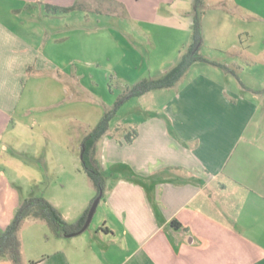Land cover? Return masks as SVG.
Segmentation results:
<instances>
[{"label":"crops","instance_id":"obj_1","mask_svg":"<svg viewBox=\"0 0 264 264\" xmlns=\"http://www.w3.org/2000/svg\"><path fill=\"white\" fill-rule=\"evenodd\" d=\"M92 1L0 0L1 152L31 125L34 111L52 118L50 110L65 102L72 32L82 49L88 28L73 30L72 10L61 8L87 10ZM133 2L139 21L192 35L194 0ZM250 19L264 23V0L204 1L202 46L224 57L205 56L235 73L204 63L190 74L194 64L176 85L142 95L165 100L133 125V140L106 133L97 142L106 174L97 223L58 237L57 248L31 257V264H264V31L236 26ZM123 149L125 172L117 170ZM89 204L62 215L76 222ZM0 264L13 262L2 256Z\"/></svg>","mask_w":264,"mask_h":264},{"label":"rangeland","instance_id":"obj_2","mask_svg":"<svg viewBox=\"0 0 264 264\" xmlns=\"http://www.w3.org/2000/svg\"><path fill=\"white\" fill-rule=\"evenodd\" d=\"M138 8L133 0H93L87 10L78 6L68 15L73 30L86 25L88 32L82 37V49L75 31L72 32V79L67 84L65 102L50 110L55 116L41 118L39 111H34L36 118L30 120L31 125L23 126V133L12 139L14 144L0 151V156H4L0 158V222H11L23 200L31 196H44L58 203L61 211L86 200L91 204L97 192L82 164L84 137L107 112L115 109L107 133L115 137L122 134L126 143L133 125L148 111L160 109L165 96L153 99L149 93L127 99L126 94L135 83L150 78V69L155 72L170 67L173 60L179 61V51L187 40L191 44L192 35L141 22L136 16ZM236 26L246 33L264 31V23L259 20H238ZM200 53L224 57L206 45ZM195 65L190 74L205 66L201 62ZM127 151L118 153L124 159L118 171L129 170L125 162ZM100 156L98 146L95 153L98 161ZM14 158L23 166L15 164ZM98 214L91 226L97 223ZM20 236L27 258L25 264H31L30 259H34L31 257L57 248L58 236L44 219L26 218Z\"/></svg>","mask_w":264,"mask_h":264},{"label":"trees","instance_id":"obj_3","mask_svg":"<svg viewBox=\"0 0 264 264\" xmlns=\"http://www.w3.org/2000/svg\"><path fill=\"white\" fill-rule=\"evenodd\" d=\"M205 0H194L192 42L188 50L183 53L180 60L165 74L159 77L144 78L135 83L126 94V98L139 97L147 92L169 88L177 84L184 74L196 63H209L222 68L225 71L235 73L230 67L223 63L211 60L200 53L203 44L202 15ZM78 6L61 8L63 11L75 10ZM57 11L60 8L54 7ZM115 113V109L107 112L103 118L93 127L82 141L81 159L83 168L88 174L93 186L96 189V197L105 191L106 174L100 166V162L95 157L97 142L108 132L110 120ZM137 131L127 134V142L133 140ZM102 195V197H103ZM95 197V198H96ZM93 201L76 222H68L62 212L44 196H31L23 200L18 207L11 222L5 229H0V257L7 256L13 264H23L22 262V239L20 231L26 218L32 216L44 219L51 229L58 236L79 231L85 224Z\"/></svg>","mask_w":264,"mask_h":264},{"label":"water","instance_id":"obj_4","mask_svg":"<svg viewBox=\"0 0 264 264\" xmlns=\"http://www.w3.org/2000/svg\"><path fill=\"white\" fill-rule=\"evenodd\" d=\"M102 195H103V192H101L100 195L97 196L95 198V200L93 201V203H92V205L90 207V210H89V213H88V217L86 219V222H85L84 226L79 231L74 232V233H71V234H68L67 236H69V237L75 236L77 234L82 233L84 230H86L88 228V226L90 225V223H91V221L93 219V216H94V214L96 212V209H97V207H98V205L100 203V200L102 198Z\"/></svg>","mask_w":264,"mask_h":264}]
</instances>
